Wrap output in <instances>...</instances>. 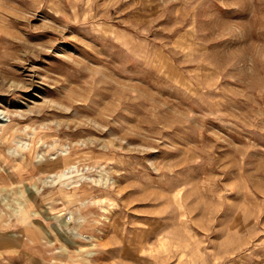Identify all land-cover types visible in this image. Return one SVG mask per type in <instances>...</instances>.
<instances>
[{
	"label": "rangeland",
	"instance_id": "rangeland-1",
	"mask_svg": "<svg viewBox=\"0 0 264 264\" xmlns=\"http://www.w3.org/2000/svg\"><path fill=\"white\" fill-rule=\"evenodd\" d=\"M0 264H264V0H0Z\"/></svg>",
	"mask_w": 264,
	"mask_h": 264
},
{
	"label": "crops",
	"instance_id": "crops-1",
	"mask_svg": "<svg viewBox=\"0 0 264 264\" xmlns=\"http://www.w3.org/2000/svg\"><path fill=\"white\" fill-rule=\"evenodd\" d=\"M12 236H17V235H16L15 233H12ZM10 241H12L11 245H13V246H11V247L9 248V250L14 249V248H17V247H14V246H17V245H18V244L15 242V241H17V239H15V237H12V239H11Z\"/></svg>",
	"mask_w": 264,
	"mask_h": 264
}]
</instances>
